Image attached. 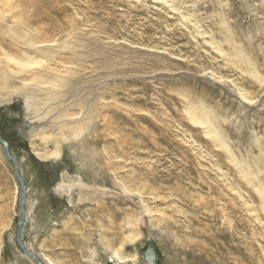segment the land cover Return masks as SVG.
Instances as JSON below:
<instances>
[{"label":"rangeland","instance_id":"obj_1","mask_svg":"<svg viewBox=\"0 0 264 264\" xmlns=\"http://www.w3.org/2000/svg\"><path fill=\"white\" fill-rule=\"evenodd\" d=\"M35 1L43 23L63 37L55 52L75 64L70 112H80V99L95 112L93 121L77 114L60 127L37 120L23 100L14 108L17 97L0 96V134L27 188L25 245L45 264V254L63 264H146L142 247L149 240L162 264H264L263 198L256 189L264 186V82L251 74L264 77V0ZM11 42L13 50H25ZM190 105L218 112L238 166L206 125L190 120ZM80 126L86 130L76 137ZM57 140L64 145L59 157L39 156ZM110 165L128 185L146 183L149 205L164 222L153 226L140 197L114 184L119 179L106 170ZM13 172L0 143V264H36L16 242L20 185ZM64 174L106 194L77 188L69 196L57 189ZM81 194L118 197L134 208L141 230L136 242L128 228L120 235L124 242L113 243L107 222L115 217L106 216L100 229L102 215L89 210L94 204L77 206ZM77 226L90 239L74 251L61 248L69 236L78 237L70 230Z\"/></svg>","mask_w":264,"mask_h":264},{"label":"bare ground","instance_id":"obj_2","mask_svg":"<svg viewBox=\"0 0 264 264\" xmlns=\"http://www.w3.org/2000/svg\"><path fill=\"white\" fill-rule=\"evenodd\" d=\"M43 14L44 13L42 11V7L35 0H0V96L2 95V97H5V99L10 98L12 96L17 97V100L13 104L14 108L18 105L17 103L19 100H23L26 106L33 111V113L35 114V118H37V120H42L44 122H46V120L47 121L49 120L52 122V124L54 123L55 125H58L60 127H68L71 121L73 122L75 121V116L77 114L87 115L90 118V120L92 119L93 121L94 119H93L92 112H95V111H92L91 108L95 107V105L90 103V101L88 102L87 100H84V99L82 101L81 99L78 100V103H76L75 105L79 106L80 112L79 113L70 112L69 105H72V101L70 98H68L67 94L68 92L72 91L71 76L72 74H76V69L74 67L75 64H74V61L71 62L67 58L59 57L57 53L55 52L56 47H59V48L62 47L63 44L61 43V41L63 40V37L60 36L59 38H57L58 36H55L54 34L51 33L53 31L49 27H47V25L44 24L45 22L43 23V21H45ZM6 37L10 38L11 40L16 41L17 45H23L24 46L23 48L25 50H22L23 52H20L18 50L16 51L13 50V47L10 44L11 40H8V38ZM66 41L65 43H67ZM13 45L15 46L14 42H13ZM66 47L69 48L68 46ZM251 74H253L254 78L259 83L262 84L264 82V77L258 74V72L253 71V73ZM12 78L15 80H13ZM12 80L13 81L19 80L21 82L12 83L11 82ZM240 94L248 102H252L253 98L251 97L249 98V96L247 97V94L245 93V91H240ZM69 102H71V104H69ZM203 104H206V103H203ZM85 106H88L89 111L86 112ZM200 106L201 108L197 109V107L193 108L190 105L189 110H188V115L190 117V120L194 124L196 123L200 125H206V128L208 129L206 134L210 135L213 139L218 141L219 144L221 145L219 147H224L228 151V153L231 154V156L229 157L231 158L230 160H232V162L238 166L239 162L236 160V158H234L229 147L225 144V140H224L225 135L223 136L222 134L223 130L222 131L219 130L218 117H217L219 115L218 112L216 113L218 115H216L213 110L209 109L210 108L209 106H208L209 108L206 105L205 106L200 105ZM85 128L86 127H81V126L78 127V132L75 133L74 135L76 137H79L81 134H83V131L86 130ZM35 133H36L35 130H32L29 136L32 137L35 135ZM91 137L89 141L90 140L93 141V138ZM42 139L45 143H47L46 138L43 137ZM62 143H63L62 141L57 140L54 145L55 146L54 149L52 150L43 149L44 151L38 150L39 156L44 159H48L50 157H59L63 152L64 145H62ZM18 165H19V161H18ZM106 170L109 172H113L116 175L115 178L119 179V181L114 182V184H117L120 187H122L125 193H128V192L135 193L136 195H138V197H140L141 202L143 203V205H145L147 212L150 215V222L153 224V226L155 223L157 224L159 223L160 225L162 221L164 222V219L161 218L162 213L160 214V217H158L159 216L158 211L154 210L149 205L150 202L149 200H147L145 196L146 193H148L146 191L147 189L146 190L144 189L145 191L143 190V188H148L145 185L146 183L140 185V187L137 184L133 186L128 185L126 183V177L117 176L118 175L117 167H115L114 165H110L109 167H107ZM19 171L23 176V173L20 168H19ZM243 173H244L243 174L244 177H247V178L251 174L250 172H246V171H243ZM66 176L68 177L67 174H64V178L62 182L58 184L57 189L63 193L68 194L69 196H71L74 189H77V188L79 190H83V191L85 190L88 193H91L92 191V192H95L96 194L98 193L106 194L105 193L106 191H104V189L101 186L98 188H96V186L95 187L91 186L90 184H87L86 182H84L85 179L82 178L81 176H78V178L76 179H69L73 181L72 183H69L70 181L67 180ZM138 179H139L138 177L137 178L133 177L132 181L139 182ZM256 186L257 185H255V187ZM256 189L263 198L262 202H263V208H264V186L263 184H261L260 186H257ZM149 191H152V192H149L151 193V195L154 194L153 189H150ZM233 191L234 189L232 188V192ZM77 200L79 202L77 204L78 207L85 204L87 201L92 202V205L94 204L93 207L90 208L89 210H92L94 214L102 215L101 219L98 218L99 220L98 226L100 227V229L105 228L104 225L106 223L105 222L106 216L115 217V219L111 220L110 222H107V224L109 225L108 228L112 226V229L114 231L113 234H111V237H112L111 241H113V243L124 242L121 239V236L123 233H125L128 230V228L131 232L130 235H128L129 241L132 243L136 242L138 234L141 231L139 229V214L134 208L127 206L125 204L126 202H124L123 199L118 198V197H113V196L111 197L100 196L99 197V196L91 195V194H88V195L81 194V195H78ZM121 203H123V207L118 206ZM232 208H231V211H232ZM219 210L221 211V209ZM228 217L230 218V216ZM224 218L225 217L223 216V219ZM232 220L235 223V220L234 219ZM103 221L104 223H102ZM227 224L229 226L230 223H227ZM70 230L71 231L75 230V232H78V237L75 235L76 238L74 239L72 236H69L65 240V242L61 243L62 244L61 248L63 247V249L65 248L70 249L71 247H73L71 249H73L74 251L76 247H79V245L83 244L82 243L83 239L84 240L90 239L91 233L87 231H84V232L80 231L82 230V228H80L79 226H77L76 228H72ZM102 231H105L106 236L108 235L106 232V229ZM80 252L83 253L85 252V250L81 249ZM116 255L119 256L117 251H116ZM44 257L47 259L48 264H63L62 262L54 261L51 257H49L46 254L44 255ZM27 259L28 258L24 257V260H27ZM119 260L120 262H123V263L125 262V260L121 256L119 257Z\"/></svg>","mask_w":264,"mask_h":264},{"label":"water","instance_id":"obj_3","mask_svg":"<svg viewBox=\"0 0 264 264\" xmlns=\"http://www.w3.org/2000/svg\"><path fill=\"white\" fill-rule=\"evenodd\" d=\"M0 143L2 145L3 151L8 158V160L13 162V173L17 178V181L20 185L19 190V219H18V231L16 236V241L19 248L22 252L31 258L36 264H44L42 260L31 250L29 249L24 243V231H25V224L27 221V213H26V194L27 188L25 184V180L22 174L19 171L18 160L16 156H14L11 152L9 143L1 136L0 134ZM143 252V259L145 260L146 264H162L161 262V252L157 248L155 242L149 240L144 247H142Z\"/></svg>","mask_w":264,"mask_h":264}]
</instances>
